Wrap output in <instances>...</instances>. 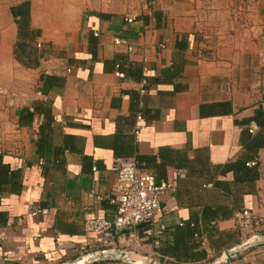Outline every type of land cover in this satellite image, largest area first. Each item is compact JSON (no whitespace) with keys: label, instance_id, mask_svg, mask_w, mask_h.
Here are the masks:
<instances>
[{"label":"crops","instance_id":"crops-1","mask_svg":"<svg viewBox=\"0 0 264 264\" xmlns=\"http://www.w3.org/2000/svg\"><path fill=\"white\" fill-rule=\"evenodd\" d=\"M0 1V264H218L243 210L264 237V0ZM121 158L181 171L157 248L84 232L113 213ZM225 264H264V243Z\"/></svg>","mask_w":264,"mask_h":264},{"label":"built area","instance_id":"built-area-1","mask_svg":"<svg viewBox=\"0 0 264 264\" xmlns=\"http://www.w3.org/2000/svg\"><path fill=\"white\" fill-rule=\"evenodd\" d=\"M113 42L116 45L122 44L120 39H114ZM258 56L264 59L263 53H259ZM117 77L122 79L124 75L118 73ZM140 93L143 95L145 90L141 89ZM141 120L142 117L138 115L137 121ZM139 127L137 125L135 129L136 136L139 134ZM42 164L40 161L39 165ZM111 171L115 174V184L109 202L115 209L107 218L87 220L84 224V232L97 235L114 233L126 238L128 244H132L136 250L147 244L154 248L159 247L161 239L168 232V227L163 221L167 211L163 206V197L176 190L181 171H173L166 181L158 182L153 175L142 173L133 158L116 159L113 161ZM235 218L239 231L247 237L245 243L251 240L259 241L262 236L257 232L262 226V220L258 215L243 210L237 213ZM4 238L0 221V244ZM193 241L201 249H206L208 246L207 239L201 237L199 233L193 236ZM121 254L128 255L131 252L125 251ZM94 255L95 253H87L84 258L90 262L96 261ZM81 259L83 257H79L72 264H79ZM121 262L128 264L125 260Z\"/></svg>","mask_w":264,"mask_h":264},{"label":"water","instance_id":"water-1","mask_svg":"<svg viewBox=\"0 0 264 264\" xmlns=\"http://www.w3.org/2000/svg\"><path fill=\"white\" fill-rule=\"evenodd\" d=\"M124 233H127V232H124ZM259 241H254V240H251L249 241L248 243H245L244 246L242 247H237L235 249H232L230 251H225L221 254V256L217 259L218 261V264H225L227 263L229 260H231L235 255H237V253L239 251H241L244 247L246 246H250V245H254L256 243H264V237H261L258 239ZM133 254H128V255H122V254H118V255H112V254H109L108 253H95V258L96 260L98 259H109V258H116V259H119L120 261H123L125 260L128 264H151V262H144V260H137V261H134V258H131ZM125 258V259H124ZM86 263H90V261H87L86 258L83 257V259H81V262L79 264H86Z\"/></svg>","mask_w":264,"mask_h":264},{"label":"rangeland","instance_id":"rangeland-1","mask_svg":"<svg viewBox=\"0 0 264 264\" xmlns=\"http://www.w3.org/2000/svg\"><path fill=\"white\" fill-rule=\"evenodd\" d=\"M2 4H6L5 6H7V3H2V1H0V8L3 7ZM10 25H11V21H9V17L5 15H0V26L8 27Z\"/></svg>","mask_w":264,"mask_h":264},{"label":"trees","instance_id":"trees-1","mask_svg":"<svg viewBox=\"0 0 264 264\" xmlns=\"http://www.w3.org/2000/svg\"><path fill=\"white\" fill-rule=\"evenodd\" d=\"M183 227V226H182ZM186 228V230H192L193 228H194V225H191V226H187V227H185ZM193 248H197V247H199L198 245H197V247L196 246H192ZM200 248V247H199Z\"/></svg>","mask_w":264,"mask_h":264}]
</instances>
